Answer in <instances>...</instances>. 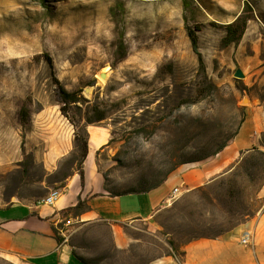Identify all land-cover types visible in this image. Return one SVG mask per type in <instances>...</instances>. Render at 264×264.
I'll return each instance as SVG.
<instances>
[{"label": "rangeland", "instance_id": "1", "mask_svg": "<svg viewBox=\"0 0 264 264\" xmlns=\"http://www.w3.org/2000/svg\"><path fill=\"white\" fill-rule=\"evenodd\" d=\"M245 3L252 14L245 31L238 43L224 45V25L244 13ZM188 28L196 29L197 52L215 88L199 87ZM44 54L64 88L77 94L65 116ZM237 68L243 78L234 77ZM93 106L104 118L87 123L85 116L97 114ZM257 106L264 115V0H190L188 9L182 0H0L5 203L62 190L75 167L74 134L84 127L109 134L95 158L103 185L140 189L181 160L213 151ZM254 156L255 163L245 154L223 177L181 196L160 229L141 221L126 227L125 249L115 247L107 226L78 227L66 212L55 217V231L92 264L178 255L186 241L222 235L262 207L264 159Z\"/></svg>", "mask_w": 264, "mask_h": 264}, {"label": "crops", "instance_id": "2", "mask_svg": "<svg viewBox=\"0 0 264 264\" xmlns=\"http://www.w3.org/2000/svg\"><path fill=\"white\" fill-rule=\"evenodd\" d=\"M86 130L88 151L82 164L83 183L72 170L52 205L42 204V198L5 203V186L0 187V259L21 264H82L71 255L66 238L56 242L52 229L58 213L75 205L78 197L89 206L75 218L80 223L78 227L101 223L109 228L115 247L125 249L131 243L126 227L133 228L132 223L141 221L160 229L165 215L181 196L223 177L253 147L264 151L259 145L264 115L260 106L252 107L236 134L218 153L178 165L158 186L147 191L111 196L104 190L95 163L97 152L108 141V131L90 126ZM45 167L51 166L46 163ZM174 188L178 192L169 200ZM257 195L263 201L262 207L229 231L188 240L179 247L178 255H165L148 264H264V182ZM244 234L250 236L248 245L240 243Z\"/></svg>", "mask_w": 264, "mask_h": 264}, {"label": "trees", "instance_id": "3", "mask_svg": "<svg viewBox=\"0 0 264 264\" xmlns=\"http://www.w3.org/2000/svg\"><path fill=\"white\" fill-rule=\"evenodd\" d=\"M182 6L184 9H188L190 7V0H182ZM244 9L245 10H244V13L242 15L236 17L235 20H233L232 22L224 25V36L222 38V43L224 45L236 44L241 39V37L245 31L247 21L252 17L251 9H250V6L248 4L245 3ZM187 35L189 37L193 51H195L197 53L198 75H199V77H201L200 83H199V87L201 86L200 89H205V87H204L205 84L207 85L208 88H215V86L212 84V82L206 76L203 60L201 58L200 53L197 52L196 29L192 30V29L188 28L187 29ZM44 59H45V62L47 64V67L49 69L50 78H51L52 84L54 86L56 101L61 106L60 110L63 113V115L65 116L66 115L65 106L69 105L70 103L77 102L78 101L77 100L78 99L77 94L75 92H71V91L66 90L64 88V86L62 85V83L59 81V79L56 77L55 72H54V65H53L51 57L48 56L47 54H44ZM97 111L98 110H97L96 106H93L90 108L91 113L97 112ZM103 118H104L103 113L97 112V114L94 116L93 115L85 116V121L87 123H93L96 121H100ZM236 132L237 131H235L232 135L226 137L222 142H220L216 146V148L213 151L207 152V153L203 154L202 156H196V157L194 156V157L185 158V159L181 160L175 167H173L170 170V172L174 171L175 168L180 164L200 161L202 159H205L211 155L218 153L219 151H221L223 149V147H225L227 145V143L230 141L231 138H233V136L236 134ZM259 145L264 147V132L259 137ZM74 146H75V149L77 151V156L75 158V167H73V170L78 173L81 184H82L83 183L82 164H83V161H84V159L87 155V151H88V133H87V130L85 127L82 129L81 134H77V133L74 134ZM247 154L251 157V160H250L251 163L256 162L255 161L256 157L254 156V154L259 155L262 159H264V151L258 149V147H253ZM166 177L167 176H165L160 181L153 182L152 184H150L146 188H140V189L130 188V189H126L123 191H114L112 189L107 188V186L105 184L103 185V187H104V190L111 196H116V195H121V194H126V193L144 192V191H147L148 189H151V188L158 186ZM59 187H61V188L64 187V184H61ZM87 210H89V206L87 205L85 200H81L78 197L75 205H73L71 207H67V208L61 210L60 212H62V213L66 212L70 217L77 218L83 212H85ZM52 229H53L54 238H55L56 242L60 243L63 240V237L60 235H57L54 227ZM71 255L79 263L92 264L87 259L77 255L72 249H71Z\"/></svg>", "mask_w": 264, "mask_h": 264}, {"label": "built area", "instance_id": "4", "mask_svg": "<svg viewBox=\"0 0 264 264\" xmlns=\"http://www.w3.org/2000/svg\"><path fill=\"white\" fill-rule=\"evenodd\" d=\"M61 189L60 188H53L51 190H49V192L47 193V195L45 197H43L40 202L42 204H46V205H52L53 202L58 198V196L61 194ZM178 190L177 188H174L171 192L170 198L169 200L173 199L176 194H177ZM249 240H250V236L248 234H244L241 238H240V243L243 245H248L249 244ZM56 264H64L63 262H58Z\"/></svg>", "mask_w": 264, "mask_h": 264}, {"label": "water", "instance_id": "5", "mask_svg": "<svg viewBox=\"0 0 264 264\" xmlns=\"http://www.w3.org/2000/svg\"><path fill=\"white\" fill-rule=\"evenodd\" d=\"M233 75H234L235 78H238V79L244 77L243 72H242L239 68H237V69L235 70V72H234ZM101 77H104V74H101Z\"/></svg>", "mask_w": 264, "mask_h": 264}]
</instances>
